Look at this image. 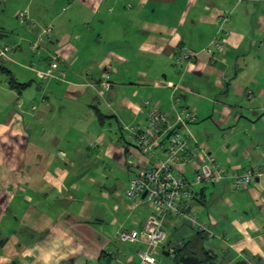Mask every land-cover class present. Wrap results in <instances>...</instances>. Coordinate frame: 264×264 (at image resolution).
I'll list each match as a JSON object with an SVG mask.
<instances>
[{"label":"crops","instance_id":"crops-1","mask_svg":"<svg viewBox=\"0 0 264 264\" xmlns=\"http://www.w3.org/2000/svg\"><path fill=\"white\" fill-rule=\"evenodd\" d=\"M41 1L0 0L27 11L20 24L28 45L53 29L37 57L0 58L10 70L0 72V264H140L145 244L118 237L140 230L153 209L125 192L156 162L133 148L123 127L144 126L146 100L174 118L173 85L180 86L175 108L196 115L188 127L202 145L195 158L211 156L226 170L194 188L197 223L216 236L201 233L196 249L203 246L214 264H264V0ZM221 13L230 14L222 53L176 64L178 50L208 45ZM5 32L0 27L7 47ZM48 51L60 54L64 81L57 71L32 78L47 69ZM24 70L29 79L19 81ZM10 78L28 86L14 89ZM249 171L253 182L235 190L234 177ZM184 176L193 178L191 166ZM195 228L187 220L167 224L161 253L177 239H196Z\"/></svg>","mask_w":264,"mask_h":264},{"label":"built area","instance_id":"built-area-1","mask_svg":"<svg viewBox=\"0 0 264 264\" xmlns=\"http://www.w3.org/2000/svg\"><path fill=\"white\" fill-rule=\"evenodd\" d=\"M240 1V0H237ZM19 20L28 22L27 11L17 13ZM217 29L215 35L203 48L200 53L178 50L174 60L176 64L189 63L199 56L206 55L214 59L224 50V44L229 37L230 14L221 13L216 18ZM36 43L30 45V51L37 53L44 50V42L49 39L53 29L46 27L41 31ZM9 49L0 46V57L7 56ZM50 62L45 71H35L36 78L44 81L54 77L56 71L60 81H64L66 73L59 67L60 54L48 51ZM109 88L103 84V90ZM172 108L175 112L174 118L163 112L161 107L149 100L143 102L147 110L145 112L144 126H124L123 131L129 136L134 144V149L142 156L156 162L154 167L141 170L135 173L129 180L125 197L134 205L147 204L153 209L150 218L143 224L140 230L123 231L119 234V241L123 243L143 242L146 250L141 254L140 264H160L161 250L167 239L165 226H174L181 220H187L194 225L198 233H206L208 239L216 238L213 232L209 231L203 224L197 223V216L194 212V188L200 185L213 183L225 177L226 170L211 156L198 161L196 149L201 147L196 139L189 133L188 127L196 121L194 112L186 108H175L180 102L177 95L178 85L171 86ZM163 151L165 158L158 159V152ZM202 158L201 156L197 155ZM207 160V161H206ZM192 164V165H191ZM191 166L194 176L188 180L184 176L185 166ZM254 175L247 172L236 175L233 179V188L242 190L253 182ZM145 197L143 198V195ZM182 247L183 242L175 246H167L164 249L167 256H175V247Z\"/></svg>","mask_w":264,"mask_h":264},{"label":"rangeland","instance_id":"rangeland-1","mask_svg":"<svg viewBox=\"0 0 264 264\" xmlns=\"http://www.w3.org/2000/svg\"><path fill=\"white\" fill-rule=\"evenodd\" d=\"M17 1H19V0H17ZM47 2H48L47 3L48 5H51V3H52V2L49 3L48 0H47ZM3 3H1V5H0V20H3L4 22L0 21V27L2 29L6 30L5 34H8L2 41L5 42L8 45L7 48L9 49V51L7 52L8 53L7 56L4 57V58L7 59V58H9V56H10V59H11V57L20 58L21 55H22V57H24L26 59V61H25V63H26L27 61L31 60V58L33 59V57H37V56L34 55V54H37V53L30 52V45L36 43L38 41V39H39V36L37 35V37L29 45L24 40H22V39H29V35L24 33L25 32V27L21 26V24H20V22H23V21L19 20L18 17H17L18 16L17 13L23 11V10H20L22 8H18V10H16L17 9L16 7H13V8L9 7L10 8L9 9V8H7L8 6L7 5L5 6V4H3ZM8 3L11 4L10 2H8ZM12 4H14V3H12ZM41 5H46V0H42L41 1ZM5 7H6V9H5ZM12 9L16 10L14 12V14H13V10ZM42 10H50V7L46 8L44 6L42 8ZM42 10L40 12H42ZM45 12H47V11H45ZM229 26H230V24H229ZM43 27L44 26H41V27H39L40 28L39 29L38 26H37V29L39 30V32L42 30ZM19 37H21V42L20 43H18L20 41ZM16 43H18V44L16 45ZM20 44H21V47H22V52H20L18 50H15L16 46H18ZM0 46L4 47L5 45H0ZM16 65L21 67V68H18L16 70V68H17ZM16 65H11V64H8V63L6 64V66L8 68H11V70H14L15 72L16 71L17 72H21L22 69H23L21 64L17 63ZM33 67L35 68L34 64H31L29 66V69L33 70ZM61 70H63V69H61ZM23 72L24 73L19 76V79H18L19 81L20 80L23 81V80L29 79L28 73L25 70ZM13 74L16 75V73H14V72H13ZM34 75L35 74H32V78L34 80H36L37 78ZM18 84H20V83H18ZM179 105L176 104L177 107H180ZM125 136H126V138L129 137L127 134H125ZM95 159H97V158H95V156L94 157L90 156L88 158L89 161H92V160H95ZM179 234H180V232L177 233L176 235L178 236ZM178 240L179 239L175 240L177 242H174L173 245H170V246H175L179 242ZM163 253H166V252H163ZM162 258H163L162 259L163 264H172V262L167 257L162 255Z\"/></svg>","mask_w":264,"mask_h":264},{"label":"trees","instance_id":"trees-1","mask_svg":"<svg viewBox=\"0 0 264 264\" xmlns=\"http://www.w3.org/2000/svg\"><path fill=\"white\" fill-rule=\"evenodd\" d=\"M1 38L2 37L0 36V40H1ZM0 72L4 73L6 75L10 74V72L6 69V67L1 65V62H0ZM9 82H10V85L12 86V88H14V89H25L28 86V84H18L12 78L9 79ZM104 118L105 117L102 115L98 116V119H100V121L103 120ZM201 235H202L201 233L196 234L195 238L197 239V241H196V239H192L190 241L189 240H187V241L186 240L185 241L179 240V242H183V246L182 247L181 246L175 247V256L174 257H170V256H166V257L171 258L173 264H179V258L184 254L199 257L205 261V264H214L212 262L213 257L210 255V252L207 251L203 246L200 247V250L196 249L197 248V242H202L204 240V237L201 238ZM103 258L104 257L102 256V259ZM162 259L163 258L161 255V258H160L161 263H162ZM238 264H247V263L244 261H241Z\"/></svg>","mask_w":264,"mask_h":264},{"label":"water","instance_id":"water-1","mask_svg":"<svg viewBox=\"0 0 264 264\" xmlns=\"http://www.w3.org/2000/svg\"><path fill=\"white\" fill-rule=\"evenodd\" d=\"M144 197L145 194L143 195ZM162 255L167 256L166 253H162ZM179 264H205V261L199 257L184 254L179 258Z\"/></svg>","mask_w":264,"mask_h":264},{"label":"bare ground","instance_id":"bare-ground-1","mask_svg":"<svg viewBox=\"0 0 264 264\" xmlns=\"http://www.w3.org/2000/svg\"><path fill=\"white\" fill-rule=\"evenodd\" d=\"M179 89H180V86L178 85ZM195 123V122H194Z\"/></svg>","mask_w":264,"mask_h":264}]
</instances>
